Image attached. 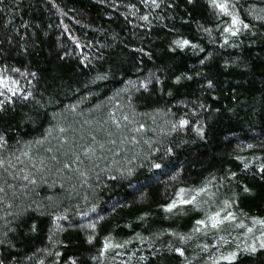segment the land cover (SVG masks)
<instances>
[{
  "label": "trees",
  "instance_id": "trees-1",
  "mask_svg": "<svg viewBox=\"0 0 264 264\" xmlns=\"http://www.w3.org/2000/svg\"><path fill=\"white\" fill-rule=\"evenodd\" d=\"M228 8L0 0L5 264H264L218 259L264 232V0Z\"/></svg>",
  "mask_w": 264,
  "mask_h": 264
},
{
  "label": "snow or ice",
  "instance_id": "snow-or-ice-1",
  "mask_svg": "<svg viewBox=\"0 0 264 264\" xmlns=\"http://www.w3.org/2000/svg\"><path fill=\"white\" fill-rule=\"evenodd\" d=\"M152 4H153V6H156V0H152ZM209 4L213 8L219 9L220 12H223V13H228L229 12L228 0H209ZM144 18L146 19V17H144ZM237 24H241L244 28L249 27V25L244 24L243 21H241L237 15H232L231 16V25H233V27L226 26L225 27V32L231 33L232 35H236L237 34V29L234 26L237 25ZM226 39H227V37H226ZM174 43H177L181 47H183L184 45L189 44L190 41L185 39V40H182V41H175ZM33 75H35V74L33 73ZM10 79L11 78L8 77L7 75L0 76V86H2L6 90V92H10V93H13V94L19 93L20 92L19 87H15V88L9 87V83L8 82H9ZM176 79H180V77H177ZM11 83L13 85H15L16 81H11ZM209 84H211V81H209ZM0 95H4V93H0ZM22 95L25 98H27L30 94L29 93H22ZM5 100H11V97L5 95ZM3 106H4V100H0V111L4 110ZM179 123L181 125H183V124L186 123V121L181 120ZM198 131H199V129H198ZM2 139H3V137L0 136V140H2ZM240 159H242V158H240ZM153 167H159V165H153ZM247 167H248V165L245 164V168H247ZM259 170L262 173L261 178L264 179V164H261L259 166ZM232 175H235V174L233 173ZM180 191L183 192V189H181ZM197 191H203V189H198ZM243 191L248 192V191H250V189H248L247 187H244ZM178 195H179V193H178ZM176 203H188V201H176L174 203L166 204V205H164V207L166 209L170 210L173 207H175ZM218 216H219V213H213V219L211 221L213 227H215L220 222L218 219H216V217H218ZM224 219L225 220L233 219V216H232L231 213H229L227 216L224 217ZM196 223L202 225V224L205 223V221L204 220H198ZM260 223L264 224V220H261ZM88 226L90 228H95L94 224H90ZM91 239H92V237L88 236V240H91ZM181 239H183V237H181ZM257 241H258V243L257 242H253V244H251V245H245L242 249H234V250H232L230 252H227L226 254L219 256L218 259L224 260V261H228V262H232V261L237 260L239 252L255 253V252H257V248L264 249V232H262L260 234V236L257 237ZM108 247H110V243H105L104 244V248H108ZM205 247H207V245ZM175 251L177 253H180L181 255H183V249L176 248ZM92 259H95V257H93ZM5 260H6V258H0V264H5ZM68 260L72 261V264H75V261H74L73 257H69Z\"/></svg>",
  "mask_w": 264,
  "mask_h": 264
},
{
  "label": "rangeland",
  "instance_id": "rangeland-1",
  "mask_svg": "<svg viewBox=\"0 0 264 264\" xmlns=\"http://www.w3.org/2000/svg\"><path fill=\"white\" fill-rule=\"evenodd\" d=\"M122 123H124V122L122 121V122H120L118 125H116V129L121 130L122 128L127 127V124L124 125V126H122ZM128 127H129V126H128ZM119 141H121L122 143H125V144L128 143V142H126L127 139L124 138V137H123L121 140H119ZM119 141H117V143H118ZM95 145H97L96 141H95V144L92 145V146H95ZM88 146L91 147V145H88ZM219 206H220V205H219ZM219 206H218V205H215V208H217V207H219ZM91 229H92V228H91ZM111 242H113V244H115V242L113 241V239L111 240ZM110 246H112V245H110ZM107 249H109V247H108V248H105L104 251L102 250V255H103V256H105V253H106ZM104 252H105V253H104Z\"/></svg>",
  "mask_w": 264,
  "mask_h": 264
}]
</instances>
